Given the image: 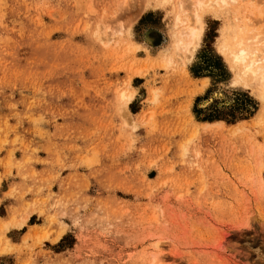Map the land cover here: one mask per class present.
Listing matches in <instances>:
<instances>
[{
	"label": "rangeland",
	"instance_id": "rangeland-1",
	"mask_svg": "<svg viewBox=\"0 0 264 264\" xmlns=\"http://www.w3.org/2000/svg\"><path fill=\"white\" fill-rule=\"evenodd\" d=\"M161 1L0 0V264H264V0Z\"/></svg>",
	"mask_w": 264,
	"mask_h": 264
},
{
	"label": "bare ground",
	"instance_id": "bare-ground-1",
	"mask_svg": "<svg viewBox=\"0 0 264 264\" xmlns=\"http://www.w3.org/2000/svg\"><path fill=\"white\" fill-rule=\"evenodd\" d=\"M221 1L225 2V0ZM160 2L162 1L160 0ZM164 2L165 1L162 3ZM194 2L199 4L202 2V0H194ZM180 3H182V1ZM194 16L196 25L188 26L187 30L182 32L187 38V41L177 40L176 42V46L183 51L194 49L201 34V16L198 12L195 13ZM148 37V39L153 40L157 38V34L154 31L149 32ZM233 55L235 62L239 63L241 67L244 68L249 74L258 79L260 83L264 81V45L258 52V47L253 42H243L238 50L233 52Z\"/></svg>",
	"mask_w": 264,
	"mask_h": 264
},
{
	"label": "trees",
	"instance_id": "trees-1",
	"mask_svg": "<svg viewBox=\"0 0 264 264\" xmlns=\"http://www.w3.org/2000/svg\"><path fill=\"white\" fill-rule=\"evenodd\" d=\"M191 72H193V74H195V76H198L200 73H201V71L200 70H192L191 69ZM219 76H221V74H218ZM248 97V96H247ZM249 101H248V103H254L253 102V100L251 99V98H249L248 99ZM252 108H253V110H248V108L246 107H244V111H245V113L249 116V115H252L253 113H254V110H256V107H255V104L254 105H252ZM194 112H195V114H196V117H197V119H199V120H201V121H215V120H219V119H224V118H221L219 115H217V114H212V113H209V114H206V115H204V116H202V117H200L199 115H198V113L200 112V110L199 109H194ZM247 118V116H242V117H239V119H246ZM235 119H238V118H236V117H234V116H231V118L230 119H225L227 122H229V123H233L234 121H235Z\"/></svg>",
	"mask_w": 264,
	"mask_h": 264
}]
</instances>
